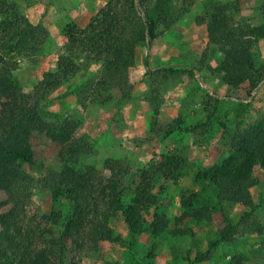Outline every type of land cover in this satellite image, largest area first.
Returning a JSON list of instances; mask_svg holds the SVG:
<instances>
[{"label":"trees","instance_id":"trees-1","mask_svg":"<svg viewBox=\"0 0 264 264\" xmlns=\"http://www.w3.org/2000/svg\"><path fill=\"white\" fill-rule=\"evenodd\" d=\"M197 2L106 0L84 28L74 22L65 25L55 69L25 94L14 72L20 61L42 50L49 33L43 25L31 23L16 2L0 0V264H81L84 255L98 252L102 245L124 246L110 227L118 217L132 240L167 231L172 237L194 236L201 224L215 227L214 237L189 264L208 261L219 245L246 236L262 237L259 251L264 254V223L253 195L264 186V114L252 123L243 119L264 80V64L257 62L264 23L253 25L241 17L238 0H209L203 4V15L195 19L206 33L199 63L206 76L223 84V96L236 100L235 126L227 130L217 115L221 100L207 92L201 102L205 120L187 130L201 141L218 125L221 154L226 156L197 170V188L181 192V212L171 228L160 196L193 165L184 152L164 151L136 170L119 160H106L105 176L80 165L95 149L94 141L81 133L80 122L47 109L57 91L92 67L96 73L72 91L82 109L130 101L137 86L130 70L138 48H150L163 38ZM216 56V64L210 65ZM202 66L149 68L139 83L148 86L153 116L159 114L162 88L182 75L195 78ZM184 125L183 117H176L166 124L165 137L186 130ZM24 165L37 168L41 176L35 179ZM36 187L48 191L53 201L66 200L70 213L41 212L34 200ZM237 205L244 211L230 216L225 207ZM247 262L246 256L235 254L229 264Z\"/></svg>","mask_w":264,"mask_h":264},{"label":"rangeland","instance_id":"rangeland-1","mask_svg":"<svg viewBox=\"0 0 264 264\" xmlns=\"http://www.w3.org/2000/svg\"><path fill=\"white\" fill-rule=\"evenodd\" d=\"M22 14L33 24L43 25L48 39L42 50L31 60L19 62L14 72L22 91L31 94L34 86L48 71H53L65 38L62 35L66 24L74 22L84 28L90 18L101 9L106 0H13ZM209 0H198L190 13L184 16L163 38L155 41L150 48L139 47L135 66L130 70V77L136 83L130 101L120 104L110 103L105 106H89L82 109L73 89L87 81L96 73L92 67L88 73L79 75L57 91L48 105V110L63 117L80 122V131L95 143L94 153L80 161L83 167L92 166L108 176L103 169L106 160H119L136 170L141 164L159 153L168 150H180L193 163L185 170L184 176L175 184H168L167 192L160 196L162 208L173 225L174 218L181 212L180 194L183 190H195L193 178L198 169L210 166L226 156L221 154V129L218 125L212 135L201 141L187 129L199 121L205 120L206 113L201 102L206 93L221 100L217 110L227 130L232 132L235 126L236 100L225 98L223 84L213 77L206 76L204 66L199 62L206 45V33L203 26H198L195 19L203 15V4ZM223 1V0H222ZM240 15L253 25L264 23V0H238ZM219 56L209 64L215 65ZM208 62V59H206ZM257 62L264 64V40L257 46ZM206 63V62H205ZM202 66L195 78L182 75L178 80L169 82L162 88L159 114L153 116L150 104V91L139 80L150 69L174 67L193 69ZM264 114V80L254 91L243 119L252 123ZM182 116L185 129L165 137V126L176 117ZM199 140V141H198ZM48 156V155H47ZM50 157V155H49ZM24 170L35 179L41 172L32 166L24 165ZM34 200L41 212L60 210L64 215L70 213L71 206L66 200L53 201L48 191L34 188ZM257 212L264 223V186L253 191ZM230 216L244 211L240 205L225 207ZM114 235L119 236L124 246L102 245L96 253H88L81 258V264H189L194 256L203 251L214 237L215 227L201 224L195 229L194 236L172 237L168 231L160 236L146 233L131 239L121 217L111 221ZM133 247L128 249V244ZM262 237L238 238L231 244L219 245L208 261L200 264H229L231 256L241 254L248 259L247 264H262L264 254L261 250ZM151 253L150 257L146 255Z\"/></svg>","mask_w":264,"mask_h":264},{"label":"built area","instance_id":"built-area-1","mask_svg":"<svg viewBox=\"0 0 264 264\" xmlns=\"http://www.w3.org/2000/svg\"><path fill=\"white\" fill-rule=\"evenodd\" d=\"M253 94H254V92H253Z\"/></svg>","mask_w":264,"mask_h":264}]
</instances>
